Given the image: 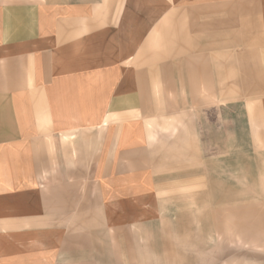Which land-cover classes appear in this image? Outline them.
I'll return each mask as SVG.
<instances>
[{"label": "crops", "instance_id": "0c3cea01", "mask_svg": "<svg viewBox=\"0 0 264 264\" xmlns=\"http://www.w3.org/2000/svg\"><path fill=\"white\" fill-rule=\"evenodd\" d=\"M186 88L264 89V0H0V264H155Z\"/></svg>", "mask_w": 264, "mask_h": 264}, {"label": "rangeland", "instance_id": "374dc122", "mask_svg": "<svg viewBox=\"0 0 264 264\" xmlns=\"http://www.w3.org/2000/svg\"><path fill=\"white\" fill-rule=\"evenodd\" d=\"M152 93L153 131L187 148L151 239L155 264H264V89Z\"/></svg>", "mask_w": 264, "mask_h": 264}]
</instances>
